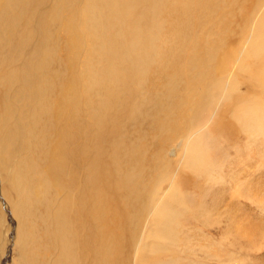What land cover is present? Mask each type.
<instances>
[{
	"label": "rangeland",
	"instance_id": "374dc122",
	"mask_svg": "<svg viewBox=\"0 0 264 264\" xmlns=\"http://www.w3.org/2000/svg\"><path fill=\"white\" fill-rule=\"evenodd\" d=\"M57 1L37 0L33 8L27 6L28 13L22 15L20 12L21 29L28 27L30 32H35L34 40L28 43V49L12 40L0 52V76L3 71L11 73V84L17 90L12 88L13 85H7L10 79L6 82L0 79V117L6 113L7 99L11 100V95L18 91L27 95L32 90L34 98L38 88L45 91L51 87L49 101L61 104L52 114L39 112V108L36 110L38 115L35 113L36 119L32 118V129H35L31 132L32 141L23 138L9 153L2 150L5 158L11 153V160L10 163L4 161L0 167V264H54L62 251L73 256L76 264H135V254L140 249L147 253L144 257L153 264L174 260L180 264H264V137L262 134L256 137L251 133L252 125L250 129L239 122L247 111L243 110L256 97L264 100V90L258 81H254L264 66V58L257 62L250 59L249 72L237 67L236 62L244 44L239 42L244 21L250 15H261L264 0H157L159 9L156 11V6L150 15L160 16L155 18L162 22L156 44L159 50L149 54L150 60L146 64H141L144 57H139L132 48L133 43H129V36H134V32L126 34L128 24L123 16L113 12L114 2L119 0H92V9L97 7V14L93 16L99 19L94 25L90 21L86 43L75 48L70 46L71 35L65 20L69 15L84 16V9L91 0H73L72 7L61 12L60 22L50 15ZM227 17L233 18L231 29L236 32L231 45L238 44L234 56L227 60L226 68L233 72V79L241 89L226 90L223 96L206 103L213 119L209 125L207 150L202 157L203 164L209 161L202 166L205 168L207 164L206 169L210 168L211 172L203 167L196 169V165L184 169L175 159L180 138L176 134L171 138L172 133L169 130L165 133L161 125L159 129V122L166 121L170 115L173 102L169 101V93L174 92L172 89L181 92L188 76L195 73L193 51L196 52L199 45L211 49L205 39L223 30ZM47 21L49 24L44 27ZM50 34L53 42L49 40ZM43 36L47 37L48 48L53 50L49 55L47 49L36 50ZM30 63L37 65L36 70L25 75ZM187 63L191 67L179 73L182 65ZM88 71L105 73L104 79L91 82ZM23 74L24 78L20 79ZM174 75L177 80L169 88ZM223 77L220 75L218 79ZM65 89L77 99L71 100L75 103L71 117L70 113L65 116L67 107L62 104V99L58 100ZM34 101L35 98L31 105ZM184 112L186 110L179 109L178 114L176 110L179 119ZM29 113L25 114L29 116ZM14 115L18 116V113ZM34 120L38 122L35 125ZM58 120L70 127L66 147L55 145L54 124ZM14 125L7 128L0 125V144ZM18 165L22 169L18 170L22 186L31 181L32 188L36 184L39 186L41 181L47 183L43 190L45 194L40 198L38 195L35 202L32 200L23 208L20 205L23 200H18L19 195L9 183V174ZM193 168L197 171L191 172ZM172 170L174 176L168 177ZM58 181L62 187L53 188ZM174 185L179 188L178 198L185 203L173 206L170 202V206L164 208L170 210V214L159 225L166 235H172V241L167 249H160L162 255L157 257L153 244L160 238H152L155 225L147 220L149 200L155 191L158 198L165 197ZM62 193L74 198L73 210L66 215L68 220L59 217L56 222L53 217L52 222L54 211L50 209H60L56 203L57 199L61 203ZM8 198L15 199L11 200L14 208L20 205V216L14 215ZM172 213L179 216L172 217Z\"/></svg>",
	"mask_w": 264,
	"mask_h": 264
},
{
	"label": "bare ground",
	"instance_id": "6f19581e",
	"mask_svg": "<svg viewBox=\"0 0 264 264\" xmlns=\"http://www.w3.org/2000/svg\"><path fill=\"white\" fill-rule=\"evenodd\" d=\"M35 1H37V0H0V39L3 40V42H0V52H1V50L3 52L4 46L6 47V45H8L12 40H14L15 43L17 45H19L20 47H22L23 49H28V47H29L28 43L29 42L31 43V41L34 40L33 39V37H34L33 35H35L36 33L33 32V31L30 32V28H28V27H25L24 30L21 29L23 24H22V22H20V17H21L20 12H22V15H23V13H28L27 6L30 5L33 8V4H34ZM94 1L96 2V0H93V2ZM104 1L105 0H103V2ZM156 1L157 0H119L118 2H116V1L114 2L115 6L113 7L114 8L113 12H115V14H119L120 16H123L124 20L128 24V32L126 34H130V33L134 32V36H131V37L129 36V43H133L132 48H133L134 52L137 53V55L139 57H144L142 59V63L141 64H146V62L148 60H150L149 54L151 52L157 53L158 50H159L157 48L156 44L158 45V41H159L158 38H160V34L158 33V31H161V29H162V22L161 21H157L156 18H155V17H160V16H151L150 15V14H152V12L156 8V6L158 7ZM55 4H56L55 7H52V11H51L52 14H50V15L54 16L56 18V20L60 22V19H62V16H60L61 12L63 10H66V9H70L72 7V5H73V0H58ZM102 4H104V3H101V5ZM97 5H99V3ZM242 6H243V3H242ZM260 6L262 7L261 4H260ZM92 8H93V5H92V0H91L90 3L87 5L86 9H84L85 10L84 11V16H81V15H79V16H70L69 15V18L68 17L66 18V19H68V20H65V21L68 22V31H69V33L71 35L70 46L72 48L78 47V46L82 45L83 43H86V41H87V39H88V37L90 35V21H91L92 25L97 23V20L99 19V17L98 16H93L97 12L96 11L97 7L95 8V10L92 9ZM263 8H264V6H263ZM263 8H262V10H263ZM158 9H159V7L156 9V11ZM93 10H94V12H93ZM101 10H104V9H101ZM257 10H258V7H257L256 11ZM156 11H154V14L156 13ZM259 11H260V9H259ZM74 12H76V11H74ZM257 12L255 13L256 15H257ZM98 13H100V12H98ZM252 13H254V11ZM69 14H71V13H69ZM248 15H249V13H248ZM258 15H259V12H258ZM6 16H9V20H6ZM30 20H32V17H31ZM232 21H233V18L229 17L226 20V22H225V28L223 30L218 31L212 37H209V38L205 39L207 45L212 47L211 49H207L206 46L203 47V46L199 45L197 51L196 50H195L196 52L193 51V53H195V55L192 58V64H193V68L195 69L194 70L195 73L193 74L192 77H191V75L190 76L187 75L188 76V80H187L186 83L184 82L185 85L183 86V89H182L181 92H178L176 89H172V90H174V92H170L169 95H168L169 96V101L172 100V102H173V104H172L173 106L171 107V105H170V115H168L169 117L167 116L168 119L166 121H164V122H163V120H162V122L158 121L159 122V129H160V125H161V127L163 126L165 128V130H164L165 133L167 132V130H169V132L172 133V137L171 138H173L175 134H176L177 137L180 138L178 143H177V146H176L178 148V150L176 148L177 154H176V158L175 159H176L177 162H181L180 164H181V166L184 167V169L192 168V166H194V165H196V169H198L200 167L201 168L203 167V169H206V166H208L207 164H206L205 168H204V166H202V164H203L202 157H203L205 151L207 150V145H208V140H209L208 139L209 138V133H210L209 132V125L211 124L210 122L213 119V116L208 114L209 110L207 109L208 105L206 104L208 102V100L214 101L215 99H218L219 95L223 96L225 94L226 90L227 91L228 90L229 91L230 90L238 91L239 89H241L240 86H239V83H236V80L233 79V76H232L233 72H229L228 69L226 68V62H227L228 59H230V58H232L234 56V53H235V50H236V47H237V44H238L237 43L235 45H231L232 44V37H234V34L236 33V32H234L235 30L233 31L231 29ZM27 24H29V23H27ZM48 24H49V21H47V23L44 25V27H46ZM41 27H43V26H41ZM41 32H43V31H41ZM45 36H43L44 38H43L42 42H40V41L38 42L39 46H38V48L36 50L47 49L46 50L47 53H48L47 55H49L50 52H52L53 50H50L48 48L47 41H45V40H47V37L45 39ZM240 37L241 38L239 39V42H244V44H243V47L240 49V51L238 53V56H237V59H236V62L238 64L237 67H239L240 69H242L244 71H248L249 72L250 59H254V61L257 62V61H260V60H262L264 58V10L261 12V15H259V16H251V15L248 16V18L244 21V25H243V28L241 29ZM51 39H52V37H51V34H50L49 40L52 41ZM244 39H246V40H244ZM43 46H46L47 48L43 47ZM43 52H45V51H43ZM43 59H44V57H43ZM190 60H191V58H190ZM27 61H29V60H25V62H27ZM72 61H71V63H72ZM0 66H1V62H0ZM36 67H37V65H34V64L30 63L27 66V69L24 71V74L28 75L30 73H34L35 70H36ZM189 67H191L190 63H187L184 66L182 65L179 73H183V72L187 71L189 69ZM106 70H107V72L110 71L109 68L106 69ZM99 72H90V71H88V75H89L88 77H90L89 79H90L91 82L92 81L96 82V81H99V80L101 81V80L104 79L105 73H104V75H102ZM139 73L142 74V72H139ZM24 74H23V76L22 75L19 76V78L23 79L24 78ZM6 75H7V77H6ZM177 75H179V74H177ZM220 75H224L225 77H223L222 80H219L218 77ZM11 76H12L11 73L8 74L5 71H3V74H1L0 79L2 78L4 81L6 79L7 80L10 79V81H8V83H7V85H8V84L12 83ZM168 77H169V75H168ZM170 80H171V82H170V87L169 88H172L173 84L177 80V76L174 75V78H171ZM254 81H258L260 88L264 90V66H263L262 70L260 71V73L256 76V79ZM28 82H30V81H28ZM28 82H26V83H28ZM12 85L13 84H11V86ZM7 87H6V89H7ZM13 87L15 88L14 85L12 86V88ZM6 89H4V90H6ZM50 89H51V87L47 88V89H45V91H43V89L38 88L34 92L35 93V97H34L35 101H34L33 105H31V103H32V101L34 99L32 97V95H33L32 94V92H33L32 90L29 91V93H27V95L23 94L22 93L23 91H18V93H14L13 95H11V97H12V98H10L11 100L7 99L8 104L5 105V106H7L5 108L6 109L5 110L6 113L5 112H3L4 114L2 113V117H0V125H1L2 128L5 125L6 128H7V126H9V125L15 124L14 125L15 127H14V129H9L10 130L9 135L5 136V139L3 141L1 140L2 143L0 144V151H1L0 152V167H2L4 161L6 163H8L9 160H11V153L8 154L7 157L5 158V153H3L2 150H4V152L9 153L12 150V146L17 144L20 139L26 138L27 139L26 141H28V142L33 140L34 137L31 135V132L35 131V129H32V124H33L32 118L33 117L35 118V113L38 115V113L36 111L38 108H39L38 109L39 112H51L50 114H52V113H54L55 111L58 110V109L56 110V106H58L59 104L57 105V103L54 100H53L54 103H52L53 101L52 102L49 101V97H50L49 92L51 94V90ZM15 90H16V88H15ZM70 92L71 91L65 89L64 90V95L61 98L58 97L59 98L58 100L62 99V104L67 107V109H66L67 113H66L65 116H67V114L70 113V117H71L72 114H73V110L75 109V105H74L75 103L73 104V101H71V100L73 98L76 99V97H72V93H70ZM7 93H5V94H7ZM60 93H61V91H60ZM9 94H10V92H9ZM4 96H6V95H4ZM229 97L230 96H228V98ZM79 98H81V97H79ZM4 99L6 101V98H4ZM76 100H74V101H76ZM232 102H233V99H232ZM76 103H78V102L76 101ZM215 103H216V101H215ZM168 104H170V103H166L165 105H168ZM30 105H31V107H30ZM38 105H40V107H37ZM85 105H88V104H85ZM15 106L17 108H15ZM175 106H177V107H175ZM2 107H3V105H2ZM69 108L71 109V111L69 110ZM28 109H30V110L28 111ZM164 109L166 110V108H164ZM179 109L182 110V111L186 110V112H184L185 115L182 114V117L180 119L176 115V110H178V114H179ZM61 110L59 109V111H61ZM244 111H246V112L243 113V115H241V116H243V120L239 121V122L245 124L248 128H250L251 125H252V130L253 131H251V133L255 134L256 137H259L260 134H262L263 135L262 137H264V129H263V127H264V100L259 99L258 97H256V99L252 103H250V105H248L247 109H244L243 112ZM26 112L27 113L30 112L29 113L30 115L29 116L26 115L25 114ZM233 112L234 111L232 110V113ZM15 113L16 114L18 113V116L17 115L15 116L14 115ZM164 114H166V112ZM23 115H24V117H23ZM42 115H40V116H42ZM216 115H218V114H216ZM61 116L63 117L64 115H61ZM70 117H69V119H70ZM37 118H38V116H37ZM158 118H159V116H158ZM67 119H68V117H67ZM165 119H166V117H165ZM38 121H40V120L38 119ZM35 122H36V120H34V125H35ZM61 122H60V120H58L57 122H55L56 124H54V126H55V140L54 141L56 142V144H55V142H53V143L51 142V144L60 145V146L63 147L65 145V143H67V140L69 138L68 135H69V131H70L69 128L70 127H67L66 123H61ZM36 123H38V122H36ZM76 126H77V124H76ZM26 128H27V131H26ZM3 132L5 133V131H3ZM179 135H181V137ZM248 136H249V134H248ZM0 139H1V137H0ZM55 147H57V146H55ZM65 147H66V145H65ZM12 155H13V153H12ZM205 159H207V158H205ZM208 161H205V162L208 163ZM205 162H204L203 165H205ZM209 165H212L211 162H210ZM20 166L21 165H18L16 167V169L14 170V172H12L11 175L9 174V177H10L9 178V183L12 185L11 189L14 188L16 193L19 195V199L18 200H23L22 204H20V201H19V204L22 205L21 208H23L26 205H30V202L32 200H34V202H35L36 201L35 198H37L38 195H40V196H38L40 198L41 195L45 194L43 192V190H44V187L47 185V183L44 182V181H41L39 183V186H37L38 184H36V187L32 188L33 181H31L30 183L26 184L25 186H22L24 184L21 183V181H20L21 177L19 178V176H18V172L21 169ZM194 168L191 169V172H192V170L194 172L197 171V170H194ZM209 169L207 168L206 170H209ZM105 170H106V168H105ZM205 172H207V171H205ZM168 174H169L168 177H173L174 176L173 175V170L170 171ZM196 174H198V173H196ZM204 174H208V173H204ZM36 176H38V175H36ZM211 176L214 177L212 174H211ZM212 177L211 178L209 177V178L212 179ZM174 178H176V177H174ZM6 179H7V176L4 177V180H6ZM35 179H36V177H35ZM54 179H55V177H54ZM52 186H54V185H52ZM60 186L62 187V185H60V183L58 181L53 188L57 187V189H59ZM178 189L174 185V188L170 189L171 193L170 194H166V196L164 195L165 197H162V198L161 197L158 198V194H156V191H155V193L154 192L153 193L156 194L157 196H155L153 194V195H151L152 199L149 200V204H150L149 208H148V215L149 216H148L147 220L153 222L154 225H155V229L153 231V236L154 237L152 236V238H154V239L160 238V241H156L153 244V246L155 248L154 252L158 253L157 257H160L162 255V252H160V249H162V250L167 249V247L170 245V242L172 241V237H171L172 235H170V233H169V236H168V234L166 235V232L162 230V226L159 225L162 220H166V219H164V217L166 215L170 214V210L166 211V209H164V208L166 206L167 207L170 206V204H169L170 202H171L172 205L174 204L173 206H175V204H177L179 202H183V204L185 203L184 200L178 198V195H179V190ZM3 190H5V187L3 188ZM64 192H65V190H64ZM59 193L61 195V192H59ZM99 193H100V191H99ZM6 195L10 197V194L8 195V193H6ZM170 197H171V200L169 199ZM61 198H62L61 199V203H60V200H58V199H57L58 204L56 203V206L60 207V209L56 210V208H54V207H52V209H50V210L54 211V213L52 214V217H51L52 218V222H53V217L55 218L56 222L59 221V217H62V220H63V218L66 219L65 217H67L66 215L68 214V212H72V210H73L74 201H75L74 198L70 194L66 195V193H64V195L62 193V197ZM9 200L10 201L11 200L14 201L15 199L14 198L13 199L10 198ZM100 200H102V199H100ZM12 201H11V203H12L11 207L9 206L11 209L14 208ZM89 201L90 200H88V202ZM92 202H93V199H92ZM20 205H18L16 208H14L12 210L16 217L21 215V213H20L21 212L20 211ZM79 205H80V203H79ZM96 206H97V204H96ZM161 206H162V209H160ZM104 207L105 206H103V208ZM175 208H173V209H175ZM186 208H187V206H186ZM86 209H89L88 206H87ZM0 213H2V212H0ZM175 214L176 213H172V217H174ZM87 215H88V213H87ZM178 216L179 215H177V217ZM168 219H167V221H168ZM170 219L173 220V218H170ZM62 220H61V222H62ZM66 220H68V219H66ZM66 220H65V222H66ZM65 222L62 224V227H64ZM82 222H83V220H82ZM66 223H68V222H66ZM101 223H103V222H101ZM55 225H57V224H55ZM73 226H74V224H73ZM73 226H71V227H73ZM99 227H100V225H99ZM23 229L25 231V227ZM55 230H57L56 227H55ZM74 230L75 229H73V231ZM97 230H98V228H97ZM64 231H66V230H64ZM68 231H66V232H68ZM60 232H62V231H60ZM148 232H149V230H148ZM106 233H107V230H106ZM144 236H147V235H144ZM59 237L61 238V236H59ZM66 238H68V237H66ZM144 244H145V241H144ZM142 245L143 244H141V246ZM126 246H127V244H126ZM56 247L59 248L57 245H56ZM101 247L103 248V246H101ZM62 248H63V246H62ZM149 248H150V246H149ZM107 249H111V248H107ZM61 250H63V249H61ZM144 250H146V249H144ZM151 251H152V249H151ZM100 252H102V251H100ZM107 252L108 251H106V256L108 254ZM144 254H147V253H145L142 249L136 251L135 264H153L154 263L153 261L151 262L149 260V258L146 259L144 257L145 256ZM102 257H105V256H102ZM61 260H62V262H61ZM73 261H75V264H76L77 260H75L73 258V256H68V254H66V252L62 251L60 257H58V259L55 261L54 264H72ZM158 264H162V263H158ZM167 264H180V262L178 260H174V261H172V263H167Z\"/></svg>",
	"mask_w": 264,
	"mask_h": 264
}]
</instances>
